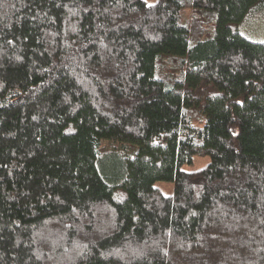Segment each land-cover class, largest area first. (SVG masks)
Segmentation results:
<instances>
[{
  "label": "trees",
  "instance_id": "obj_1",
  "mask_svg": "<svg viewBox=\"0 0 264 264\" xmlns=\"http://www.w3.org/2000/svg\"><path fill=\"white\" fill-rule=\"evenodd\" d=\"M259 10L0 0V264H264Z\"/></svg>",
  "mask_w": 264,
  "mask_h": 264
},
{
  "label": "rangeland",
  "instance_id": "obj_2",
  "mask_svg": "<svg viewBox=\"0 0 264 264\" xmlns=\"http://www.w3.org/2000/svg\"><path fill=\"white\" fill-rule=\"evenodd\" d=\"M147 3H154L157 0H145ZM240 31L248 38L255 41H264V10H259L255 14L248 17L242 24ZM106 146H111L113 143L104 142ZM210 162V156H194L190 163L183 165L185 169H196L203 167ZM155 185L159 187L165 194H173L174 182L158 180Z\"/></svg>",
  "mask_w": 264,
  "mask_h": 264
}]
</instances>
